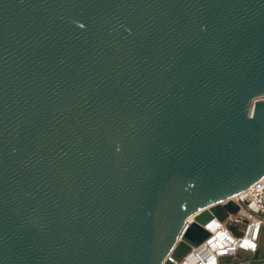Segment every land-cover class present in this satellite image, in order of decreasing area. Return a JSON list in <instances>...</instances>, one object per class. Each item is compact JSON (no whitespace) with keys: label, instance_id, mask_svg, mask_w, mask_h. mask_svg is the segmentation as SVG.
<instances>
[{"label":"water","instance_id":"1","mask_svg":"<svg viewBox=\"0 0 264 264\" xmlns=\"http://www.w3.org/2000/svg\"><path fill=\"white\" fill-rule=\"evenodd\" d=\"M263 174L264 0H0V264L180 262Z\"/></svg>","mask_w":264,"mask_h":264},{"label":"built area","instance_id":"2","mask_svg":"<svg viewBox=\"0 0 264 264\" xmlns=\"http://www.w3.org/2000/svg\"><path fill=\"white\" fill-rule=\"evenodd\" d=\"M230 199L239 206V210L229 214L223 221L214 217L205 224L204 228L209 232V236L191 248L180 261L182 264H188V256L194 252L199 253V259L193 264H221L224 257L240 252L257 253L260 233L264 227V174ZM192 221L193 217L186 220L181 235ZM170 259L174 264L180 263Z\"/></svg>","mask_w":264,"mask_h":264},{"label":"crops","instance_id":"3","mask_svg":"<svg viewBox=\"0 0 264 264\" xmlns=\"http://www.w3.org/2000/svg\"><path fill=\"white\" fill-rule=\"evenodd\" d=\"M258 244H259V248H258L257 253H254V254L246 253L248 256L251 257V259L254 260L252 264H264V227L261 230ZM225 260L226 258L223 259L222 262H224ZM246 264H249V263H246Z\"/></svg>","mask_w":264,"mask_h":264},{"label":"rangeland","instance_id":"4","mask_svg":"<svg viewBox=\"0 0 264 264\" xmlns=\"http://www.w3.org/2000/svg\"><path fill=\"white\" fill-rule=\"evenodd\" d=\"M225 258L226 260L222 262ZM223 259L221 260V264H252L254 262V260L251 259L250 256L243 252L237 253L234 256L224 257Z\"/></svg>","mask_w":264,"mask_h":264},{"label":"bare ground","instance_id":"5","mask_svg":"<svg viewBox=\"0 0 264 264\" xmlns=\"http://www.w3.org/2000/svg\"><path fill=\"white\" fill-rule=\"evenodd\" d=\"M188 257V264H193L199 259V253H191V255H189ZM179 264H182V262H180ZM185 264H187V262Z\"/></svg>","mask_w":264,"mask_h":264}]
</instances>
